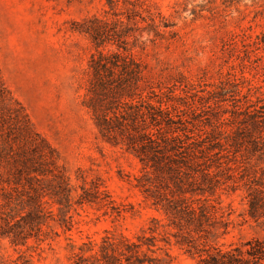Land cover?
<instances>
[{
	"label": "trees",
	"instance_id": "16d2710c",
	"mask_svg": "<svg viewBox=\"0 0 264 264\" xmlns=\"http://www.w3.org/2000/svg\"><path fill=\"white\" fill-rule=\"evenodd\" d=\"M173 8L179 16L185 4L177 1ZM174 27L164 14L143 9L137 0L111 18L92 16L76 23L74 30L85 34L95 50L88 60L83 104L98 135L138 160L140 175L133 177L134 188L166 222L151 218L133 239L105 231L98 243H82L73 264H162L147 252L160 249L158 242L168 244V234L194 264H264L260 239L227 247L214 242L230 224L217 201L228 188L218 171H232L222 159L246 152L264 163V30L252 35L249 25L228 33L221 41V59L231 70L210 84L211 90L201 91L206 96L197 97L196 104L193 85L182 80L166 83L132 52L175 38ZM144 33L147 38L142 41ZM244 68L259 80L246 78ZM204 108L215 111L206 135L198 129ZM58 162L56 150L0 79V237L24 245L29 228L36 230L37 241H43L41 227L53 215L44 206L46 197L60 212L74 204L94 203L120 216L121 210L93 181H83L81 193L72 200L69 178ZM244 198L251 218L264 217V190L249 187ZM27 207L31 211L25 213ZM71 218L62 222L70 223Z\"/></svg>",
	"mask_w": 264,
	"mask_h": 264
},
{
	"label": "rangeland",
	"instance_id": "374dc122",
	"mask_svg": "<svg viewBox=\"0 0 264 264\" xmlns=\"http://www.w3.org/2000/svg\"><path fill=\"white\" fill-rule=\"evenodd\" d=\"M133 1L0 0L2 83L24 106L35 129L56 150L58 163L69 178L71 199H77L83 181H93L121 210L116 216L110 208L92 203L74 204L70 210L60 212L58 205L46 197L44 206L53 215L41 227L43 241H37L36 230L29 228L25 229L24 245H13L9 238L0 237V264H73V254L79 252L82 243H98L105 231L133 239L151 218L166 222L134 188L133 177L140 175L138 160L98 135L83 104L89 79L88 60L95 50L85 34L74 30L76 23L92 16L111 18ZM137 1L143 9L159 11L175 23L173 30L177 35L161 39L155 46L147 43L143 50L135 47L132 52L160 73L166 83L182 80L193 85L196 104L197 97L206 96L201 91L211 90L209 85L231 70L230 64L221 59V41L228 33L249 25L252 35L264 30L262 0ZM177 1L185 4V11L179 16L173 8ZM179 9L182 11L183 6ZM146 38L147 34H142L141 40ZM242 71L246 78L259 80L251 69ZM234 73L240 76V69ZM214 112L211 108L200 112L201 134L211 132L208 121H213ZM222 160L232 171H218L228 188L220 192L217 201L230 224L226 233L216 234L214 242L227 247L251 238L264 241V217L251 218L244 198L249 187L264 190V163H260L258 155L246 152L229 153ZM30 211L27 207L25 213ZM69 216L71 222L64 224L62 219L69 222ZM167 236L168 244L158 242L160 249L154 248L147 255L160 259L162 264H194L174 244V238Z\"/></svg>",
	"mask_w": 264,
	"mask_h": 264
}]
</instances>
